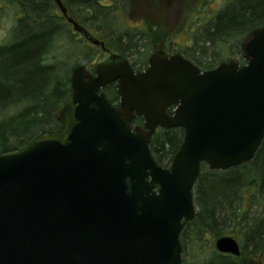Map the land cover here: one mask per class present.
Here are the masks:
<instances>
[{
  "label": "water",
  "instance_id": "obj_1",
  "mask_svg": "<svg viewBox=\"0 0 264 264\" xmlns=\"http://www.w3.org/2000/svg\"><path fill=\"white\" fill-rule=\"evenodd\" d=\"M53 2L74 33L105 50ZM242 54V66L231 60L204 72L162 51L138 74L114 54L94 76L75 67L54 111L60 131L0 154V264H182L180 234L195 217L201 165L246 164L264 139V26L247 35ZM115 81L118 110L97 94ZM135 116L144 126L132 132ZM158 128L183 129L169 169L149 152ZM214 249L241 255L228 236Z\"/></svg>",
  "mask_w": 264,
  "mask_h": 264
},
{
  "label": "trees",
  "instance_id": "obj_2",
  "mask_svg": "<svg viewBox=\"0 0 264 264\" xmlns=\"http://www.w3.org/2000/svg\"><path fill=\"white\" fill-rule=\"evenodd\" d=\"M61 2L81 26L96 30L116 17L117 9L126 19L133 7L132 0ZM8 8L15 13L9 38L0 44V154L22 150L40 135L59 130L54 111L69 96L71 73L79 65L76 60H82L81 56L92 60L97 54V48L77 45L53 0H0V14ZM197 20L189 31L186 52L192 60L199 59L198 67L204 72L217 67L213 60L219 48L233 54L239 47L243 59L244 38L264 26V0H229L212 16ZM132 31L116 27L108 48L125 56L151 47L150 26L147 31ZM59 49H63L60 57L50 58ZM183 135L182 128L159 129L153 135L150 149L159 165L164 158L171 163ZM193 191L197 212L181 234L182 264H242L244 258L256 256L264 264V139L246 164L226 171H210L202 164ZM225 224L237 228L233 234L240 236L239 257L220 254L210 243H201L209 233L222 234Z\"/></svg>",
  "mask_w": 264,
  "mask_h": 264
},
{
  "label": "rangeland",
  "instance_id": "obj_3",
  "mask_svg": "<svg viewBox=\"0 0 264 264\" xmlns=\"http://www.w3.org/2000/svg\"><path fill=\"white\" fill-rule=\"evenodd\" d=\"M147 1L150 2L149 5H152L147 6ZM227 2H229V0H132L133 7L130 11V16L128 18L125 19L121 14L120 10L117 9V12L115 14L116 17L104 22L101 25L100 30H96L95 28L90 26L84 27L95 39L99 40L100 42H103L106 47H108L111 40H113V30L116 27H119L121 29L125 28V30L126 28H128V31L131 32L132 29H143L144 31H147L148 27L150 26L154 33V35L152 34L153 41L151 43V47H140L133 50L132 52H128V57L130 61H135L138 57V53H152L155 49L157 41H160V37L162 36L166 37L165 41H168L165 50H168L171 53L176 52L177 50L181 49V47H185L188 44L189 31L190 29L195 27L196 22L198 21L197 18L200 16H212L218 10H220ZM152 7H155L156 10L150 9ZM3 11L4 12L0 14V44L3 41L8 40L10 31L14 25V9L8 8L4 9ZM56 12L61 16L57 8ZM72 17H74V15H72ZM69 28L71 30V33H74L71 27ZM133 32L134 31H132L131 33ZM73 39L77 43V45L78 43H81L82 45H86L89 49L93 50V47H91L85 41H83L82 39H78L76 34H74ZM143 43L146 42L143 41ZM108 49L113 52H116V49H114L113 47H109ZM61 50L63 49L57 50L56 53L51 55L50 58H52L53 56L59 58L61 55ZM96 50V56H98L97 58H93V61L88 62L86 60H83V56H81L80 58L82 60H76V62H78L77 64L85 65L86 68L90 70L93 69V67L105 57V55L100 52L99 48H97ZM220 50L221 48L217 50L216 55H218V57L213 60L214 62H216L215 65H217L221 61H227L229 59L239 62L240 65L245 64L244 60L242 59V56L238 52V50H240L239 47L238 50H236L235 48L233 54L230 53L228 49L224 51V53L221 52L222 50ZM209 51L211 52V50ZM210 55V53H207L208 57ZM198 61L199 59L195 60V64H197ZM206 61L212 60L207 59ZM160 164V166L166 168L169 167L171 163L170 161H168V158H164L161 160ZM221 230H223L222 234H207L205 237L207 238V241L205 240V238H203L201 243H210L211 246H214V242L216 239L228 236L234 238L240 245V236L233 234L237 233L236 227L233 228L232 225L225 224L223 225ZM261 260L263 264V259L261 258Z\"/></svg>",
  "mask_w": 264,
  "mask_h": 264
},
{
  "label": "flooded vegetation",
  "instance_id": "obj_4",
  "mask_svg": "<svg viewBox=\"0 0 264 264\" xmlns=\"http://www.w3.org/2000/svg\"><path fill=\"white\" fill-rule=\"evenodd\" d=\"M146 4H147V6L150 4V2H146ZM152 5V4H151ZM151 5H149V6H151ZM67 15L69 16V13L67 12ZM63 17V16H62ZM70 17V16H69ZM205 16H200V18H204ZM64 18V17H63ZM72 18V17H71ZM65 19V18H64ZM73 19V18H72ZM75 22H77L75 19H73ZM78 23V22H77ZM79 24V23H78ZM80 25V24H79ZM71 27V26H70ZM83 27V26H82ZM85 28V27H84ZM86 29V28H85ZM87 30V29H86ZM192 31V29H190V32ZM88 32V31H87ZM74 34H76V33H74ZM77 35V37H78V39H82L83 41H85L87 44H89L84 38H82L79 34H76ZM247 37V36H246ZM245 37V38H246ZM245 38H244V40H245ZM244 40H243V42H244ZM167 42L168 41H165V40H160V41H157V44L155 45V49L153 50V52L152 53H147V52H144V53H142V54H138L137 56V59L135 60V61H130V59H129V57H128V54L127 55H125V56H122L121 55V53H120V51H118V50H116V52H113V51H111L110 49H108V47H106V45L104 44V46H105V50H103L101 47H99V46H97V47H94V46H91L90 44V46L91 47H93V48H99V50H100V52L103 54V55H105V57L103 58V60H101L100 62H98L94 67H93V69H87L86 68V66L85 65H78V66H83L92 76H94L95 75V67L98 65V64H101V63H104V62H106L107 60H108V58H109V56H110V54H114V55H117V56H119V57H121L122 59H124L125 61H127V63H128V65H129V67L132 69V71H133V73L134 74H138V73H143L146 69H147V67H148V60H149V58H150V56L153 54V53H155V52H158V51H162L167 57H171V56H174V55H179V56H181V57H183L185 60H187V61H189V62H191L192 64H194L195 66H197L198 67V64H195V61L194 60H192L189 56H188V54H187V52H186V50H188L189 49V43L185 46V47H181V49H179V50H177L176 52H169L168 50H165V47H166V45H167ZM188 42H189V40H188ZM243 44V43H242ZM152 46H153V44H152ZM241 52H242V46H241ZM243 55V54H242ZM98 56V55H97ZM97 56L95 57V58H97ZM232 59H229V60H227V61H221V62H219L216 66H218L219 64H221V63H226V62H229V61H231ZM244 60V59H243ZM86 61H93V60H91V59H88V60H86ZM214 62V61H213ZM238 64L240 65V63L238 62ZM78 66H76V67H78ZM240 66H242V65H240ZM199 68V67H198ZM201 70V69H200ZM71 89V88H70ZM116 90H117V82L115 81V82H112V83H110V84H107L106 86H104V87H101L98 91H97V94L98 95H100V94H102L104 97H105V99L107 100V102L111 105V107H113L115 110H118L119 108H120V97L117 95V92H116ZM70 94V93H69ZM69 97V96H68ZM68 99V98H67ZM66 99V100H67ZM65 100V101H66ZM64 101V102H65ZM64 102L61 104V105H63L64 104ZM60 105V106H61ZM171 110L172 109H167L166 110V113L167 114H170L171 113ZM131 130H132V132L134 131V128L135 127H141V128H143V126H144V122H143V119L141 118V117H137V116H135L134 118H133V120L131 121ZM159 130V128L156 130V132ZM59 131H60V124H59ZM59 131H57L56 133H58ZM155 132V133H156ZM55 133V134H56ZM154 133V134H155ZM153 137V136H152ZM152 139V138H151ZM151 139H150V142H149V145H148V147H149V152H150V155H151V158L154 160V162L158 165V166H160L159 164H158V162H157V160H156V158H155V156H154V154H153V152L151 151V149H150V143H151ZM160 167H162V166H160ZM170 167V166H169ZM169 167H166V168H164V167H162V168H164V169H169ZM147 181H150V177H148L147 178ZM157 190H158V188H157V186H155V188L153 189V191L155 192V193H157ZM184 228V227H183ZM182 232H183V230L181 231V234H182ZM181 234H180V243H182L181 242Z\"/></svg>",
  "mask_w": 264,
  "mask_h": 264
}]
</instances>
